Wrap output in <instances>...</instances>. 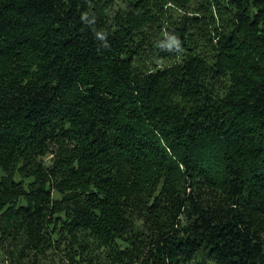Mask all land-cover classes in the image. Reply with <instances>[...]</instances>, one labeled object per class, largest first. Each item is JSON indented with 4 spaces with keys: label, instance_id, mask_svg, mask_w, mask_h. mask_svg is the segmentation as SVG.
I'll list each match as a JSON object with an SVG mask.
<instances>
[{
    "label": "trees",
    "instance_id": "obj_1",
    "mask_svg": "<svg viewBox=\"0 0 264 264\" xmlns=\"http://www.w3.org/2000/svg\"><path fill=\"white\" fill-rule=\"evenodd\" d=\"M121 2L0 0V260L264 264V0Z\"/></svg>",
    "mask_w": 264,
    "mask_h": 264
},
{
    "label": "rangeland",
    "instance_id": "obj_2",
    "mask_svg": "<svg viewBox=\"0 0 264 264\" xmlns=\"http://www.w3.org/2000/svg\"><path fill=\"white\" fill-rule=\"evenodd\" d=\"M121 1L122 0H115V4H117L116 8H118L120 4H123V6H125L124 3ZM221 7L227 8L228 6L222 5ZM222 10H223L222 16H220L219 14H216V11H214L216 15L215 17H216L217 23L216 25L209 27L210 30L216 27V28H219V33H221L222 29L220 30L221 28L220 20H224L225 22H228L232 19V14L229 12L228 9H222ZM164 11L166 12V14H169V17L172 20H178L180 18V15L184 13L183 10L173 5L172 3H168L167 5H165ZM167 23L168 21L164 20L165 27ZM193 32L198 33V28H195ZM211 32H214L212 34L211 42H208V39H205V36H202L201 39H198V36H195L196 43H198L200 46H203L204 54H209V57L213 55L212 44L213 43L217 44L218 39H219V33H215V31H211ZM151 53H152L151 49L150 48L147 49L144 52V58L150 56ZM141 59L143 60L142 57ZM154 59L155 57L153 56L148 58V60H154ZM158 64L165 65V64H169V62H166L165 59H162L158 61ZM0 176H1V173H0ZM54 197L60 198L59 195L56 193L54 194ZM104 239H105L104 237L100 238L99 235L95 231L88 233V234L86 233V235L83 238V242L81 243L83 245L81 249L82 251H84L83 253L85 254V256H87L89 260L99 259V258L107 259V256H108L107 251L109 247L106 245H111V242H107V241H110V239H108L107 241H105ZM117 245L123 248V242L121 240L117 241ZM113 247H116V246L113 245ZM31 256L32 257L40 256V257H35L39 261L38 263L35 261V259L32 260L33 264H56V262H53V259L50 253H45L42 255L41 253L33 251ZM59 256H61V254H59ZM201 257H202L201 255H198L196 257H193L192 259H189L188 261H185V263H182V264H204ZM0 264H11V263L0 260Z\"/></svg>",
    "mask_w": 264,
    "mask_h": 264
}]
</instances>
